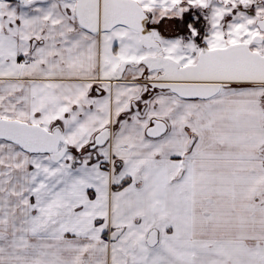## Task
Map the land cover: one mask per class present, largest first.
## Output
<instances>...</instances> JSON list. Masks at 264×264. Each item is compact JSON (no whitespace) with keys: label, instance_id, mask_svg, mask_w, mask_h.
Listing matches in <instances>:
<instances>
[{"label":"snow or ice","instance_id":"snow-or-ice-1","mask_svg":"<svg viewBox=\"0 0 264 264\" xmlns=\"http://www.w3.org/2000/svg\"><path fill=\"white\" fill-rule=\"evenodd\" d=\"M242 255L264 264V0H0V264Z\"/></svg>","mask_w":264,"mask_h":264},{"label":"crops","instance_id":"crops-1","mask_svg":"<svg viewBox=\"0 0 264 264\" xmlns=\"http://www.w3.org/2000/svg\"><path fill=\"white\" fill-rule=\"evenodd\" d=\"M248 246L251 247V242L248 243ZM174 258L176 261H182L184 259V256H183V254L177 252L175 254ZM197 264H199V262H197ZM219 264H228V262L222 261V262H219ZM239 264H249V261L245 256L242 255L240 258Z\"/></svg>","mask_w":264,"mask_h":264},{"label":"clouds","instance_id":"clouds-1","mask_svg":"<svg viewBox=\"0 0 264 264\" xmlns=\"http://www.w3.org/2000/svg\"><path fill=\"white\" fill-rule=\"evenodd\" d=\"M167 211L169 212V213H173L174 212V209L173 208H171L170 206L167 208Z\"/></svg>","mask_w":264,"mask_h":264},{"label":"flooded vegetation","instance_id":"flooded-vegetation-1","mask_svg":"<svg viewBox=\"0 0 264 264\" xmlns=\"http://www.w3.org/2000/svg\"><path fill=\"white\" fill-rule=\"evenodd\" d=\"M193 13H195L196 10H191Z\"/></svg>","mask_w":264,"mask_h":264}]
</instances>
